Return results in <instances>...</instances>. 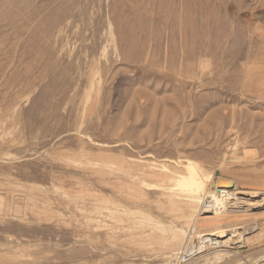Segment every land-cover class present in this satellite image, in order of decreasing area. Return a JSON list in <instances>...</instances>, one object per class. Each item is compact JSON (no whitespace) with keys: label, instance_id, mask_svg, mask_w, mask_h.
<instances>
[{"label":"rangeland","instance_id":"obj_1","mask_svg":"<svg viewBox=\"0 0 264 264\" xmlns=\"http://www.w3.org/2000/svg\"><path fill=\"white\" fill-rule=\"evenodd\" d=\"M192 171L256 230L187 257ZM180 257L264 264V0H0V264Z\"/></svg>","mask_w":264,"mask_h":264},{"label":"bare ground","instance_id":"obj_2","mask_svg":"<svg viewBox=\"0 0 264 264\" xmlns=\"http://www.w3.org/2000/svg\"><path fill=\"white\" fill-rule=\"evenodd\" d=\"M191 166L193 165H190V167ZM193 168L194 166L192 167V169ZM228 184L229 181L224 180L221 176H219V178H217L216 180L213 181L211 180V182L207 184L205 180L195 171H192L188 177L183 178L182 186L184 187V190L188 196V200L184 201L185 207L190 209V207L195 202H197V200H198V204L200 203L201 200L204 201V196L200 199L198 198L200 197V195L201 196L203 195L205 189H208L206 196L209 198V200H206L207 202L204 203L205 211L212 210L214 212V215L212 216L202 217L205 219L203 223L208 225V228L205 230L206 232L202 231L200 233L193 234L191 238L194 239L192 240L193 243H195V246L191 251H189L190 253L187 255V257L191 255L197 256L201 254L204 250L207 251L211 245H222V246L226 244L234 245L239 242V240L245 234L246 231L256 227V225L254 226V224L252 225L250 224V226L248 225V227L245 226L242 227L238 222L239 220H232V222L231 221L225 222L226 219L233 217V215L230 214L237 213L241 210L237 208L236 209L229 208V206H233L236 203L238 197H236L233 192L224 189V187L227 186ZM209 207L211 208L209 209ZM203 209L204 208H202V210ZM175 211L178 220L185 218L186 209L181 207L180 203L175 204ZM254 229L256 230V228ZM257 229L259 228L257 227ZM180 239H181V232L178 229L172 228L169 229L167 231V234L161 239H159V241L163 246L164 252L170 253L176 249L177 245L180 242ZM227 254L228 253L224 251L221 252L219 251V253H215V255L218 257L220 256L223 257ZM181 257L177 261L178 264L182 261ZM183 260H187V258Z\"/></svg>","mask_w":264,"mask_h":264},{"label":"built area","instance_id":"obj_3","mask_svg":"<svg viewBox=\"0 0 264 264\" xmlns=\"http://www.w3.org/2000/svg\"><path fill=\"white\" fill-rule=\"evenodd\" d=\"M183 260V258H181Z\"/></svg>","mask_w":264,"mask_h":264}]
</instances>
